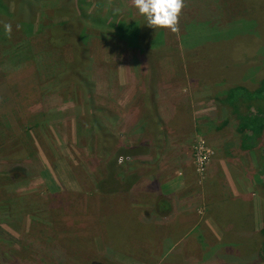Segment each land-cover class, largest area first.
I'll use <instances>...</instances> for the list:
<instances>
[{
  "label": "rangeland",
  "instance_id": "1",
  "mask_svg": "<svg viewBox=\"0 0 264 264\" xmlns=\"http://www.w3.org/2000/svg\"><path fill=\"white\" fill-rule=\"evenodd\" d=\"M255 1L184 0L173 32L132 0H0V264H264L237 260L264 145L222 95L264 79Z\"/></svg>",
  "mask_w": 264,
  "mask_h": 264
},
{
  "label": "trees",
  "instance_id": "2",
  "mask_svg": "<svg viewBox=\"0 0 264 264\" xmlns=\"http://www.w3.org/2000/svg\"><path fill=\"white\" fill-rule=\"evenodd\" d=\"M136 23V24H135ZM129 27L133 33L137 31L138 26L137 22L130 20L126 22H116L115 25L108 27L112 31L116 32L115 34L119 39H124L126 35L131 34V30H125ZM101 30V29H98ZM105 30V29H104ZM137 36V35H136ZM224 103L230 108L232 114L234 115L237 121V129H235V145L239 147L240 150L244 149L248 144V150L258 147V144L264 145V79H262L258 87L245 88L244 86H235L229 89L227 92L222 93ZM242 148V149H241ZM251 151V150H250ZM259 154L258 149L255 151ZM261 187L264 188V182L261 184ZM264 190V189H263ZM236 197L232 198L233 204L229 208H220L221 212L227 213L230 209L231 211L238 212L235 216L238 218V221L241 223L242 227H245L248 222V228L253 225L252 219L253 216L248 210V215L243 212H240L238 205H234ZM234 205V206H233ZM227 209V211L223 210ZM224 216V215H222ZM248 216V217H247ZM248 219V220H247ZM245 221V223H244ZM226 231V229H225ZM224 231V232H225ZM243 232V231H242ZM246 238H248V250L252 247L257 250L248 253V257H240L237 259L239 261H248L253 259H258V261L264 262V221L263 226L259 232L261 241L258 244H255V235L254 230L247 231ZM245 238V239H246ZM253 240V241H250ZM256 242V241H255ZM243 246L242 249H246V242H240ZM244 252V251H243ZM240 252L239 254L243 255L244 253ZM233 256V255H231ZM235 257V255L233 256ZM238 257V256H237ZM236 257V258H237Z\"/></svg>",
  "mask_w": 264,
  "mask_h": 264
},
{
  "label": "clouds",
  "instance_id": "3",
  "mask_svg": "<svg viewBox=\"0 0 264 264\" xmlns=\"http://www.w3.org/2000/svg\"><path fill=\"white\" fill-rule=\"evenodd\" d=\"M132 4L147 27L175 32L184 0H132ZM3 30L6 34H10L12 25L4 24Z\"/></svg>",
  "mask_w": 264,
  "mask_h": 264
},
{
  "label": "crops",
  "instance_id": "4",
  "mask_svg": "<svg viewBox=\"0 0 264 264\" xmlns=\"http://www.w3.org/2000/svg\"><path fill=\"white\" fill-rule=\"evenodd\" d=\"M246 1H248V5L249 6H251V5H257L255 0H246Z\"/></svg>",
  "mask_w": 264,
  "mask_h": 264
}]
</instances>
